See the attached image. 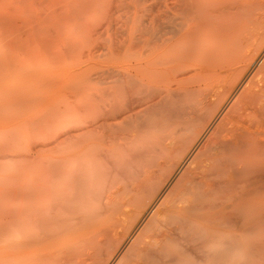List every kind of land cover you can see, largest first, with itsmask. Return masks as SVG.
<instances>
[{
    "label": "bare ground",
    "instance_id": "1",
    "mask_svg": "<svg viewBox=\"0 0 264 264\" xmlns=\"http://www.w3.org/2000/svg\"><path fill=\"white\" fill-rule=\"evenodd\" d=\"M136 19L0 208V264L264 252V0H147Z\"/></svg>",
    "mask_w": 264,
    "mask_h": 264
},
{
    "label": "rangeland",
    "instance_id": "2",
    "mask_svg": "<svg viewBox=\"0 0 264 264\" xmlns=\"http://www.w3.org/2000/svg\"><path fill=\"white\" fill-rule=\"evenodd\" d=\"M146 2L0 0V208L14 202ZM259 253L252 264L264 263Z\"/></svg>",
    "mask_w": 264,
    "mask_h": 264
}]
</instances>
